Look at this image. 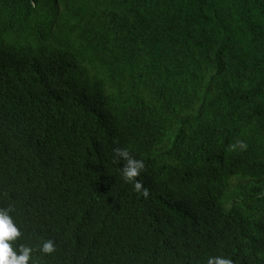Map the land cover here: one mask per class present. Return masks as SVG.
Wrapping results in <instances>:
<instances>
[{
  "label": "trees",
  "instance_id": "obj_1",
  "mask_svg": "<svg viewBox=\"0 0 264 264\" xmlns=\"http://www.w3.org/2000/svg\"><path fill=\"white\" fill-rule=\"evenodd\" d=\"M232 176L264 179V0H0V208L35 264H264Z\"/></svg>",
  "mask_w": 264,
  "mask_h": 264
},
{
  "label": "clouds",
  "instance_id": "obj_2",
  "mask_svg": "<svg viewBox=\"0 0 264 264\" xmlns=\"http://www.w3.org/2000/svg\"><path fill=\"white\" fill-rule=\"evenodd\" d=\"M241 149L246 145L243 142H237ZM116 153L124 159L125 165L122 168V176L127 183L134 184L137 191L142 189V184L136 178L144 170V162L130 156L127 149H115ZM142 194L148 195L147 189ZM10 208H0V264H29L33 261V251L31 246L18 243L22 233L15 225L11 215ZM39 252L44 256H50L56 250L55 244L51 239L45 240L39 247ZM208 264H232V261L223 257L209 258Z\"/></svg>",
  "mask_w": 264,
  "mask_h": 264
},
{
  "label": "rangeland",
  "instance_id": "obj_3",
  "mask_svg": "<svg viewBox=\"0 0 264 264\" xmlns=\"http://www.w3.org/2000/svg\"><path fill=\"white\" fill-rule=\"evenodd\" d=\"M231 186L225 193V198L223 201L231 200L232 198L240 197L244 192L252 188L264 189V179H251V178H239L237 176H232L230 178ZM237 186V187H236Z\"/></svg>",
  "mask_w": 264,
  "mask_h": 264
}]
</instances>
